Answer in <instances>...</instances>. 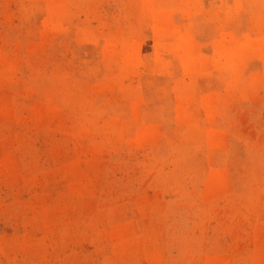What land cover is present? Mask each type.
<instances>
[{
  "label": "rangeland",
  "instance_id": "rangeland-1",
  "mask_svg": "<svg viewBox=\"0 0 264 264\" xmlns=\"http://www.w3.org/2000/svg\"><path fill=\"white\" fill-rule=\"evenodd\" d=\"M0 264H264V0H0Z\"/></svg>",
  "mask_w": 264,
  "mask_h": 264
}]
</instances>
